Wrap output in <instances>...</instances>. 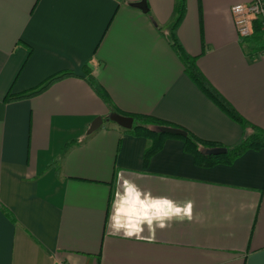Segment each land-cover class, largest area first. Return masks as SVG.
<instances>
[{"label":"crops","instance_id":"crops-1","mask_svg":"<svg viewBox=\"0 0 264 264\" xmlns=\"http://www.w3.org/2000/svg\"><path fill=\"white\" fill-rule=\"evenodd\" d=\"M133 1L0 0V264H264V148L200 166L168 136L143 165L148 140L107 119L112 105L152 114L222 146L250 131L185 73L176 0ZM235 2L184 0L174 35L264 129V52L238 37ZM60 70L75 73L4 99Z\"/></svg>","mask_w":264,"mask_h":264},{"label":"trees","instance_id":"trees-1","mask_svg":"<svg viewBox=\"0 0 264 264\" xmlns=\"http://www.w3.org/2000/svg\"><path fill=\"white\" fill-rule=\"evenodd\" d=\"M175 4L176 6L174 9L172 22L167 25V30L169 33L168 41L171 43L172 48L175 50V53L181 58L180 60L183 63V67H185V73L188 74L189 78L196 83L198 88L201 89V91L204 92L208 96V98L214 101V103L217 104L224 113H227L228 116L236 120V122L240 123L243 129L249 128L250 131L248 133H242L237 142L232 145L226 146V150L224 152L205 153L203 148L213 147L215 145L222 146V144L216 141L199 138L194 133H192L191 130H186L178 126V124H173L165 119L153 116L152 114L139 112L127 113V111H120L117 108H114L112 105L111 108H113L115 111L121 114L129 115L133 119V124L131 125V127H125L123 129L124 131L126 130L128 133L144 136L148 140L147 147L143 150L142 153L143 165H145L149 161L152 152L154 153L156 150L162 147L164 137L166 138L168 136H178V138L182 140L184 147L183 150L191 153V155L194 157V163L200 166H210L216 164V162L228 163L246 149L264 148V129L254 125V123H250L244 116L240 114V112L235 109V107L231 103L227 101V99L223 97V95L219 91L214 88L213 85H211V82L202 74L201 69L197 67L195 63V56L188 54L187 51L185 52L182 48V44L176 39L174 35L175 31L173 30V28L176 26L178 21L181 20L185 4L184 0H176ZM252 38L253 43L250 42L248 46L256 48L255 51H262V49L264 50V34L256 23H254V31H252L251 34V39ZM255 42H257L258 44H256ZM82 69L86 71V75L84 76V78H86L88 84L92 86V89L98 94V96H101L104 102L110 104V98L103 90V86L93 77L92 73L88 71L85 66L82 67ZM72 73L75 72L73 70L57 71L53 74L47 75V77L43 78L32 88L25 90L22 89L18 92L8 91L4 95V99L14 100L22 98L23 96L27 97L33 95L35 94V92L38 93L41 90H44L46 87H48V84L59 79L61 76L64 77L67 75H72ZM163 124H165L166 126H177V128L186 131V134L181 135L178 133H169L165 130L162 131L159 129V126Z\"/></svg>","mask_w":264,"mask_h":264},{"label":"built area","instance_id":"built-area-1","mask_svg":"<svg viewBox=\"0 0 264 264\" xmlns=\"http://www.w3.org/2000/svg\"><path fill=\"white\" fill-rule=\"evenodd\" d=\"M232 22L237 30L238 37H245L254 31V23L259 26L264 34V0H247L235 2L229 7ZM264 50L258 54L261 55ZM54 264H68L63 259H56Z\"/></svg>","mask_w":264,"mask_h":264},{"label":"water","instance_id":"water-1","mask_svg":"<svg viewBox=\"0 0 264 264\" xmlns=\"http://www.w3.org/2000/svg\"><path fill=\"white\" fill-rule=\"evenodd\" d=\"M130 4L141 8L142 11H146V9L148 8V6L145 3V0H137V1L134 0L133 2H130ZM107 119H109L111 121L113 120L114 122L119 124V126L124 127V128L125 127L129 128L133 124V119L131 116L118 113L117 111H114V110L108 114ZM90 122H91L90 126H88L89 131L93 130L94 128L99 126L100 123L102 122V118L100 115L95 116ZM159 129L162 131L165 130L166 132L174 133V134H176V133L181 134V135L186 134V131H184L180 128H177V126L173 127V126H166L165 124H163V125L159 126ZM203 149H204V152H206V153H215V152L220 153V152H224L226 150V146L215 145L213 147H207V148H203Z\"/></svg>","mask_w":264,"mask_h":264},{"label":"clouds","instance_id":"clouds-1","mask_svg":"<svg viewBox=\"0 0 264 264\" xmlns=\"http://www.w3.org/2000/svg\"><path fill=\"white\" fill-rule=\"evenodd\" d=\"M173 212H174L175 214H179L180 209H179V208H174V209H173ZM162 215H163V216H168L169 213H168V212H164ZM149 224H151V221H149ZM160 226L163 227V226H164L163 223H161Z\"/></svg>","mask_w":264,"mask_h":264}]
</instances>
